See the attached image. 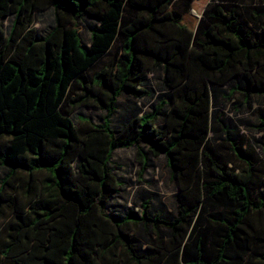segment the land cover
Masks as SVG:
<instances>
[{
    "label": "trees",
    "instance_id": "obj_1",
    "mask_svg": "<svg viewBox=\"0 0 264 264\" xmlns=\"http://www.w3.org/2000/svg\"><path fill=\"white\" fill-rule=\"evenodd\" d=\"M48 9L53 26L39 35L36 14ZM258 19L252 31L224 0H0V264H264L256 164L222 121L244 166L210 141L217 87L239 76L246 102L264 99V11ZM124 95L132 105L115 129ZM81 107L101 122L74 120ZM258 122L264 131V114ZM133 147L140 177L165 158L178 184L173 215L148 201L107 212L122 187L113 153Z\"/></svg>",
    "mask_w": 264,
    "mask_h": 264
},
{
    "label": "rangeland",
    "instance_id": "obj_2",
    "mask_svg": "<svg viewBox=\"0 0 264 264\" xmlns=\"http://www.w3.org/2000/svg\"><path fill=\"white\" fill-rule=\"evenodd\" d=\"M220 1V0H219ZM235 3L243 20L248 23L252 31L260 32L258 17L264 11V0H224ZM193 15V13H192ZM194 16V15H193ZM11 18L4 21V27L8 28ZM53 26V12L48 9L37 12L35 28L39 35H45ZM80 35L83 43L89 40V34L83 24H79ZM106 64V58L100 60L86 73L88 80L101 70ZM160 70L153 73L150 84L154 95L159 98L162 94ZM244 85L239 76L227 81L223 86L216 88L213 99L212 114L217 123L213 124L210 141L213 147L221 155L222 159L230 165L243 167L230 150V144L226 140L222 125H228L232 136L242 143L243 150L256 164L255 178L252 185L253 198L259 197L264 192L262 179L264 177V131L258 128V119L264 114V99L253 96L247 102L243 95ZM232 91V93H231ZM142 107L151 108L152 99L140 101ZM118 112L113 119V127L119 129L123 122V116L132 105V100L126 95L122 96L118 103ZM76 115H85L96 123L101 122L102 113L92 108L81 107L74 112ZM74 120H76L74 118ZM111 168L121 182L122 187L115 197L107 204L108 213L124 214L126 210L139 211L142 202L148 201L152 211L162 212L163 216L173 215L175 212V195L178 192V184L167 167L166 160L160 156L152 158L150 168L140 177V165L136 158V149H117L112 156ZM7 174L6 169L0 167V181Z\"/></svg>",
    "mask_w": 264,
    "mask_h": 264
}]
</instances>
